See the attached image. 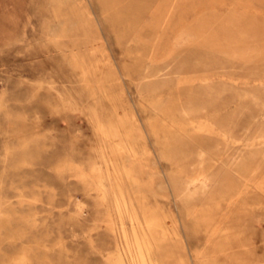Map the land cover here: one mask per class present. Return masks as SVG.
<instances>
[{
  "label": "rangeland",
  "instance_id": "rangeland-1",
  "mask_svg": "<svg viewBox=\"0 0 264 264\" xmlns=\"http://www.w3.org/2000/svg\"><path fill=\"white\" fill-rule=\"evenodd\" d=\"M9 126L42 134L11 254L264 264V0H0V154Z\"/></svg>",
  "mask_w": 264,
  "mask_h": 264
},
{
  "label": "bare ground",
  "instance_id": "bare-ground-1",
  "mask_svg": "<svg viewBox=\"0 0 264 264\" xmlns=\"http://www.w3.org/2000/svg\"><path fill=\"white\" fill-rule=\"evenodd\" d=\"M174 4V2H173ZM84 15V14H83ZM184 42V41H183ZM128 49V48H127ZM129 54V53H128ZM150 60V59H149ZM134 62V61H133ZM147 63V62H146ZM199 63V62H198ZM197 63V64H198ZM145 64V63H144ZM203 64V63H202ZM200 65V64H199ZM154 68V67H153ZM156 70V69H155ZM148 71V70H147ZM162 71V70H161ZM160 71H156V73L154 74L155 77H160L159 74ZM162 75V74H161ZM166 78V77H165ZM202 79V78H201ZM162 80V79H161ZM151 81V80H150ZM149 83V82H148ZM201 83V82H200ZM210 86V85H209ZM207 85V87H209ZM224 87V84H223ZM212 88V87H209ZM226 88V87H225ZM192 89V88H191ZM190 89V92H191ZM205 89V88H204ZM208 89V88H207ZM193 90V89H192ZM215 90V89H214ZM206 91V90H205ZM219 97V96H218ZM95 98V97H94ZM159 100H161L160 98H158ZM158 100V101H159ZM211 100V98H210ZM160 102V101H159ZM163 102V101H162ZM176 102V101H175ZM162 104V103H161ZM165 105V104H164ZM162 107V106H161ZM164 107V106H163ZM255 107V106H254ZM153 108V107H152ZM217 107H215L216 109ZM227 108V107H226ZM217 110V109H216ZM226 111V110H225ZM218 112V111H217ZM242 115V114H241ZM231 118V117H230ZM128 119V118H127ZM252 120V119H251ZM133 122V121H132ZM13 123H9V125H12ZM232 124V123H230ZM227 130H231V126L226 127ZM133 129V128H132ZM156 129V128H155ZM117 130V129H116ZM181 130V129H180ZM127 131V130H126ZM15 132V128H11L9 126L8 131L5 132L7 134L5 141H4V150L3 152L0 154L2 161L5 163V165L2 167V173L0 174V256H3V258L5 259V261L8 264H54V262L52 260H44V261H40L37 258H34L31 254H29V252L27 250H25L23 253L21 252V254L17 253H13L11 254V252H13V250L11 249L14 245V243L16 242V240L19 238L18 236L21 235V232L19 230V226H18V219L21 218V216H23L22 214L26 211V210H30L33 206V203L35 201V199H31L28 194L23 190V187H21V184L24 185V183L22 182V180L20 178H22L20 176L17 179H14L13 177H10L8 173H6L7 168L9 167L7 165V163H9V160L11 157H15L18 154H22V155H28V154H32L30 147L34 144H36V141L38 139L41 138L42 134H34L31 133V131H28L26 129H20L16 136H17V140L18 142L16 143L14 139H9L10 136H12V133ZM183 132V131H182ZM195 132V131H194ZM117 133V132H116ZM129 134V133H128ZM184 134V132H183ZM113 136V135H112ZM118 136V135H117ZM130 138V137H129ZM115 139V137H114ZM112 143V142H111ZM122 143V142H121ZM125 146V145H124ZM164 147V146H163ZM162 147V148H163ZM117 148V147H116ZM33 152V151H32ZM145 152V151H144ZM119 153V152H118ZM136 154V153H135ZM263 155V160H264V151L262 153ZM135 158V157H134ZM199 158V157H198ZM130 161V160H129ZM222 161V160H221ZM244 161V160H243ZM24 162H31V159H26L24 160ZM12 165V164H11ZM216 165V164H215ZM262 160H260V162L255 166L254 170L255 171H259L262 168ZM148 167V166H147ZM124 168V167H123ZM210 171V169H209ZM254 171V173H255ZM234 172V171H233ZM177 173V172H176ZM182 174V173H181ZM187 179V178H186ZM214 179V175H210V176H206V177H198L194 183V188L191 189L188 187V185L186 187L183 188V190L181 191L182 196L184 197L185 200H192L196 197H200L205 195V193L207 192V190L209 189L211 180ZM194 180V179H193ZM135 181V180H134ZM140 182V181H139ZM136 183V181H135ZM8 185L10 186L12 189H14L15 195L14 196H10L7 194V192L4 190V187ZM193 185V184H192ZM98 189V188H97ZM245 190L242 189L240 190V193H243ZM13 197H16V200H12ZM236 199V198H235ZM235 202V200H234ZM78 205H80V202H77ZM135 210V209H134ZM148 214V213H147ZM146 214V215H147ZM152 214V213H151ZM154 214V213H153ZM190 215V214H189ZM148 217V216H147ZM156 217V216H155ZM154 217V218H155ZM158 218V217H157ZM157 219H154L153 221H155ZM158 221V220H157ZM122 225V224H121ZM152 225V224H151ZM161 225V224H159ZM172 226V225H171ZM162 228V227H161ZM124 229V228H123ZM163 230V229H162ZM225 232V231H224ZM228 232V230H227ZM125 233V232H124ZM47 234V233H46ZM142 236V235H141ZM173 236V235H172ZM177 238V237H176ZM172 240V239H171ZM226 240L228 241V238H226ZM2 241L4 242H9L10 245V250L6 251L3 250L1 248L2 245ZM184 241V240H183ZM139 243V242H138ZM144 243V242H143ZM35 244V243H34ZM38 245V243H36ZM44 243H41V245ZM141 244V243H140ZM40 245V244H39ZM38 245V246H39ZM119 246V245H118ZM117 246V247H118ZM29 248V247H27ZM132 248V247H131ZM117 249V248H116ZM152 247L145 243L144 246L138 245V251L140 254V261L141 264H157L154 261L151 260L150 257V253H151ZM175 254V253H174ZM171 255V254H170ZM179 255V254H178ZM121 257V255H120ZM119 257L118 260V264H125L124 260H121ZM112 258V257H109ZM150 258V260H149ZM108 259V257H107ZM183 260V258H180L179 260ZM113 260V259H112ZM117 259H115L116 261ZM154 260V259H153ZM178 260V261H179ZM181 260V263H182ZM112 261V262H115ZM184 261V260H183ZM129 262V261H128ZM139 264V263H138ZM164 264V263H163ZM247 264V263H246Z\"/></svg>",
  "mask_w": 264,
  "mask_h": 264
}]
</instances>
